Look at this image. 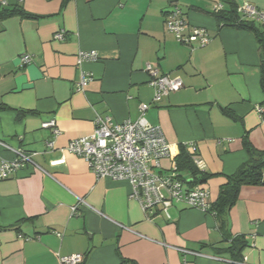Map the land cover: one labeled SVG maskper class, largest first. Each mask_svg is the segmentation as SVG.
Listing matches in <instances>:
<instances>
[{
  "label": "crops",
  "instance_id": "obj_1",
  "mask_svg": "<svg viewBox=\"0 0 264 264\" xmlns=\"http://www.w3.org/2000/svg\"><path fill=\"white\" fill-rule=\"evenodd\" d=\"M220 1L0 0V14L21 9L34 17H0V142L7 146L0 145V161L19 149L39 153L34 161L45 171L25 167L0 180V264H59L75 254L84 256L81 264H234L215 250L236 236L247 244L243 264H264V185L240 188L227 241L216 216L182 204L168 209L170 219L157 210L148 220L129 200L128 182L96 179L64 151L92 134L96 115L134 122L148 104L143 118L160 127L172 156L193 144L202 172L215 175L205 184L213 203L224 176L248 159L244 139L264 151L258 45L251 32L218 25L212 7ZM231 1L264 8V0ZM174 7L207 30L208 45L191 50L166 31ZM60 30L63 39L54 40ZM80 51H95L98 60L77 66ZM22 55L31 62L20 67ZM148 63L182 88L153 101ZM81 72L91 77L83 91ZM51 120L60 135L54 151L41 154L52 139L42 124ZM60 157L64 165L49 166Z\"/></svg>",
  "mask_w": 264,
  "mask_h": 264
},
{
  "label": "built area",
  "instance_id": "obj_2",
  "mask_svg": "<svg viewBox=\"0 0 264 264\" xmlns=\"http://www.w3.org/2000/svg\"><path fill=\"white\" fill-rule=\"evenodd\" d=\"M222 8V5L217 3L212 7V12L217 13ZM236 11L240 21H254L264 30V8L258 9L249 3H242L237 6ZM164 25L166 31L174 36L177 43L191 50L205 47L211 41L207 30L190 26L186 16L177 7L166 14ZM63 36L64 31L60 30L54 34L53 39L61 41ZM97 60L98 54L95 51H80L76 57V64L81 66L84 62ZM30 62L29 55H22L19 58L20 67ZM145 71L150 76L149 86L154 89L153 101L155 102L183 86L180 79L162 74L154 64H146ZM90 80V76L81 72L77 89L83 91ZM147 108L148 104H141L140 117L134 122L127 120L115 123L110 117L96 115L93 120L92 134L69 141L64 151L82 158L96 179L109 178L114 181L128 182L131 187L129 200L140 206L148 220L153 219L151 214L157 210L165 218L170 219L168 209L174 204H182L214 215L211 211L208 188L203 184H193L187 173L178 171L162 130L158 126L147 124L143 118ZM256 110L259 113L262 112L258 107ZM42 128L51 129L52 139L45 143L46 151L41 154L53 152L54 140L60 135V131L53 120L43 123ZM0 145L7 148L2 142ZM186 152L201 170L195 156L196 147L188 144ZM13 153L12 160L0 161V180L11 178L15 172L25 167L45 173L34 161V157L40 155L39 153L28 154L20 149ZM164 160L169 162L167 167L162 165ZM64 164L63 157L49 161L50 167ZM77 201L78 204H85L82 199ZM76 209L77 206H74L72 213ZM182 252L190 253L184 250ZM83 259V255L75 254L59 257L58 261L59 264H81Z\"/></svg>",
  "mask_w": 264,
  "mask_h": 264
},
{
  "label": "trees",
  "instance_id": "obj_3",
  "mask_svg": "<svg viewBox=\"0 0 264 264\" xmlns=\"http://www.w3.org/2000/svg\"><path fill=\"white\" fill-rule=\"evenodd\" d=\"M221 11L214 13L216 22L220 27H236L238 29L247 30L254 36L258 45V58L260 69V87L264 93V30L261 25L254 21H240L237 15V6L231 0H221ZM17 15L23 18H34L25 13L21 9H14L10 12L1 13L0 17H9ZM225 114L230 116L233 120L238 121L232 113L224 110ZM244 150L248 156L247 161L242 164L232 175L224 176L225 184L220 186L217 198L211 203V211L218 219L221 233L226 238L227 216L230 209L235 205L239 190L242 186H258L264 185L263 171H264V151H259L244 139ZM173 162L176 164L178 171L187 173L192 179L193 184L205 185L207 181L215 175H206L197 168L193 163L191 157L186 152L184 146H179V152L173 157ZM230 246L225 249H216V253L228 254L229 258L234 264H243V251L247 247L246 242L242 237H234L229 240Z\"/></svg>",
  "mask_w": 264,
  "mask_h": 264
}]
</instances>
